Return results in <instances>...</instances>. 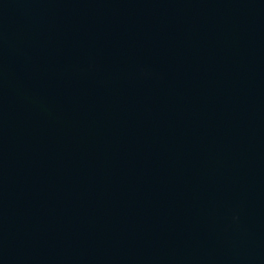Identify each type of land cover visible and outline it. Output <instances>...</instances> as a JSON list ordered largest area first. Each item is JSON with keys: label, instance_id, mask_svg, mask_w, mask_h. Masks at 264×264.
Wrapping results in <instances>:
<instances>
[{"label": "water", "instance_id": "95a60500", "mask_svg": "<svg viewBox=\"0 0 264 264\" xmlns=\"http://www.w3.org/2000/svg\"><path fill=\"white\" fill-rule=\"evenodd\" d=\"M0 264H264V0H0Z\"/></svg>", "mask_w": 264, "mask_h": 264}]
</instances>
